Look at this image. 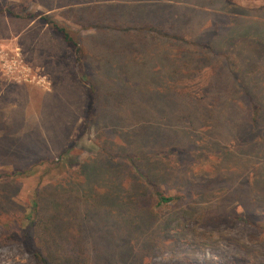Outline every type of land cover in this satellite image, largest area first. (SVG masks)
I'll return each mask as SVG.
<instances>
[{"label": "rangeland", "instance_id": "374dc122", "mask_svg": "<svg viewBox=\"0 0 264 264\" xmlns=\"http://www.w3.org/2000/svg\"><path fill=\"white\" fill-rule=\"evenodd\" d=\"M247 43L253 47L247 56L261 64L264 0H0V264H37L18 238L30 226L39 189L84 185L92 160L85 187L115 189L116 170L100 160L111 156L130 170L143 166L149 180L135 170L141 193L111 196L99 187L96 195L86 193L92 206L113 207L123 198L125 223L146 219L135 209L143 204L160 229L156 234L149 222L150 234L129 231L122 244L131 247L127 264H264V128L225 99L219 114L203 117L214 108L211 85L223 88L226 79L220 54L239 55ZM204 47L208 59L199 58ZM128 75L134 82L121 87L117 79ZM113 92L124 97L113 108L115 124L141 122L174 135L165 149L151 152L130 141L131 132L150 134L138 124L98 125L94 93L106 96L110 108ZM119 136L140 154L121 147ZM158 194L174 201L162 203ZM78 195L84 199L81 189ZM63 207L59 219L70 223ZM83 222V254L103 264L109 253L97 251L101 232L91 218Z\"/></svg>", "mask_w": 264, "mask_h": 264}, {"label": "trees", "instance_id": "16d2710c", "mask_svg": "<svg viewBox=\"0 0 264 264\" xmlns=\"http://www.w3.org/2000/svg\"><path fill=\"white\" fill-rule=\"evenodd\" d=\"M98 1L109 2L118 0ZM54 28L58 33L61 34L65 43L69 44L71 47H78L70 37L69 33L65 31V29L58 26H54ZM137 29L145 32L146 27L141 26ZM148 29L150 31V28ZM250 44L251 43H247L245 46H243L244 49L243 51H239V55L229 51L228 49H226V53L222 52V54H220V57L223 60V63H220V72L221 74L223 73L225 75L226 79L223 78V88H220V84L215 85L211 82V84H213L211 85V90L214 96V108H206V112L203 114V117L205 115L210 116L212 114H219L220 108L218 105L222 103L223 99H225L228 103L231 102L234 106L246 110L248 119L252 120V122L257 126L259 125V127L264 128V77H261V75L264 74V61L261 64H255L253 58L247 56L248 52L251 51V48H253L252 46L250 47ZM256 46L260 47L262 50L264 49V46L261 44H256ZM204 48V57L199 55L200 59L210 58L207 48ZM118 61L119 62L115 64H118L119 69H123L121 63L124 62V60ZM240 63L242 69L240 75L242 77L237 78L236 74H238V72L235 70V68L240 67ZM217 66V68H219V65ZM151 72L154 71L151 70ZM173 72L174 70H172V73ZM244 72H247V75H243ZM174 76L175 75H173V77ZM132 77L135 76L128 75V78H118L117 81H119L121 87H125L128 81L132 83L134 82L135 78ZM153 79L157 78L154 77ZM143 80L144 79H142V81ZM97 89L100 88L97 87ZM220 89L223 90V94L219 93ZM231 91L238 93L239 95H236L238 97H235V94L231 93ZM113 93H115L116 96H112L110 93H108L111 101H114L113 107L110 108H107L106 96H103L101 93H94V97L91 102L94 105V108L91 113L97 118L98 125L103 124L105 121L106 123L108 122L113 129L125 126L126 130L128 125L133 126L138 124L135 126L136 128H138L140 131L145 130L150 134L144 138L140 136L139 139L138 135L141 134L140 132L137 134H133L131 132L130 135L132 136L130 137V141L134 138L138 139L139 142H136V144L149 149L151 152H156L159 149H165L167 142L174 139V135H167L166 133H163V130L157 128L155 131L153 125L151 127H145L141 122H135L126 125L123 123L115 124V109L113 110V108L116 105L119 106L121 104L119 102L123 100L124 97L122 92ZM99 94H101V97ZM174 116L175 118L179 117V113L178 116L177 113ZM146 125L149 126L148 120ZM127 135H129V133H127ZM134 135H136V137H134ZM118 138L122 142L121 147H124L125 144H128L122 138V136H119ZM128 146L130 149L132 148L133 150H136L137 154H140L138 149H136L133 145L128 144ZM117 148L119 149V147ZM169 153L171 152L169 151ZM130 154L135 155L133 151H130ZM100 160H102V165L107 170H116V176L120 180V184L115 187L116 190L113 188V186L109 185H98L97 188L85 187L86 185H89L88 183L90 181L88 175V171L90 170L89 168L91 165L93 167V165L97 163L92 160L84 168V185L81 186L80 183L65 184L64 182H56L55 184L50 185V187L41 188L39 191H37L33 202L32 216L30 218L29 224L30 226L18 238L20 244L23 245V247L33 257L37 264H93L90 262L86 254H83L84 249L82 247V232L84 229L88 228L85 226L83 221L86 220L87 217L94 221V228L97 227V230L101 232V236L97 237V242L100 243L102 247L99 246L97 251L106 250V252L108 251L109 253L103 258V264L129 263V252H131V247L129 244L128 250L127 247H122V244L127 243V241L129 243V231L130 234L132 233V235L135 233V231H148L150 234V229L148 226L149 222L152 223V225L153 222L150 215L151 211L148 206H142L143 204H140L135 207L136 211H139L141 216L145 217L146 219L142 218L140 221H127L122 223L121 218H123V214L127 213L128 211V209L124 208L126 204H124L125 200L123 198L119 202L117 201L113 207L103 208L98 205L96 207L92 206L93 203L90 202L91 196H86V193L94 195L96 189H99V187H103L102 189H105L109 194H111V196L119 194L121 196L123 195L124 197L125 195L132 196L135 193H141V187L139 181H137L136 175L143 173V177H146L148 181L149 177L146 175L147 173L145 174L144 167L137 166L136 169H127L125 168L126 165L123 163L111 161L112 156L110 159L105 160L104 158H100ZM160 164H162V162ZM135 170L136 175L134 173ZM148 183L151 184L150 182ZM151 186H154L153 183ZM79 189L83 191V200H81L80 196L78 195ZM53 193L56 194L57 198L61 199H59V201L55 200L53 198ZM141 197L142 195H139V198ZM156 197H158L159 200L165 204L174 201V198H166L161 194L156 195ZM79 199L81 205L78 206ZM47 206L49 207V210L46 208ZM63 206L68 208L65 212V215L72 220L70 223L61 222L59 219L58 215L60 213L64 214ZM68 229L76 231L77 233L71 236L65 235ZM159 231L160 229L157 227L155 229V233L157 234ZM122 233H124L123 236L121 235ZM152 240H154L155 244V239L153 238ZM153 247H151V249Z\"/></svg>", "mask_w": 264, "mask_h": 264}]
</instances>
